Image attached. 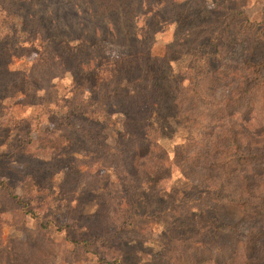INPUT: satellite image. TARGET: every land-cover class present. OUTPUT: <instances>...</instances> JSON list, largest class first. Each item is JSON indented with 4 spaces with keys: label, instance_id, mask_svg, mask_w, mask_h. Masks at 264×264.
<instances>
[{
    "label": "trees",
    "instance_id": "trees-1",
    "mask_svg": "<svg viewBox=\"0 0 264 264\" xmlns=\"http://www.w3.org/2000/svg\"><path fill=\"white\" fill-rule=\"evenodd\" d=\"M118 1L117 12L98 17L97 1L83 9L76 0H0V99L21 78L38 98L48 96L53 81L69 79L70 96L52 102L46 116L53 124L45 130L66 144L47 147L43 155L81 172L80 158L91 160L90 177L99 167L111 177L79 189L78 195L96 196L89 216L61 218L51 203L15 193L8 180L25 163L6 168L10 143H3L0 123V200L21 222L33 219L40 233L56 234L104 264H137L130 255L150 242L151 225L153 232L161 227L169 249H160L148 264H173L186 255L191 264L207 257L213 264H264V142L255 133L246 139L240 123L251 91L264 93V17H251L243 4L249 0ZM171 25L166 45L172 46L152 59L155 32ZM101 38L118 41L123 57L106 60ZM222 47L229 50L222 54ZM27 54L32 61L25 74L15 60ZM183 57L187 64L175 70ZM151 63L167 76L151 75ZM199 101L215 117L202 132L198 116H190ZM173 119L186 133L170 156L159 140L164 123ZM12 142L15 152L25 151L21 137ZM183 152L187 159L193 154L191 165L184 164ZM38 154L33 160L42 159ZM175 173L200 190L193 201L177 191L173 205L165 206L160 186ZM246 224L251 228L242 232ZM15 241L5 242L0 264L20 258L10 249ZM173 244L182 248L174 251Z\"/></svg>",
    "mask_w": 264,
    "mask_h": 264
},
{
    "label": "rangeland",
    "instance_id": "rangeland-1",
    "mask_svg": "<svg viewBox=\"0 0 264 264\" xmlns=\"http://www.w3.org/2000/svg\"><path fill=\"white\" fill-rule=\"evenodd\" d=\"M70 1L72 2L74 0ZM76 1L83 9L88 7L86 6V3L97 1L98 4L94 7V11L98 17L104 16L105 13L103 12L105 10H118L119 3L118 0H115L114 2L112 0V4L110 0ZM243 4L246 5V10L251 17H264V0H249L243 2ZM159 28L155 32L156 39L151 49L152 59L162 56L164 52L167 51V46L170 44L172 46V43L168 45H166V43L170 41L172 37V29L174 26L171 25L170 28L162 32H159ZM160 37L162 38L160 39ZM91 40L94 43H97L95 39ZM100 41L103 49V56L106 57V60H118L123 57V48L119 45L118 41L115 42L111 38H101ZM70 43L74 44L75 42L70 41ZM227 50L229 49L222 47L221 53L224 54ZM214 59H217L216 53H214ZM31 61L30 54H27L23 59H16L15 66L19 68L21 72L26 74L30 68ZM187 61L188 57L181 58L176 62L175 70L184 67L187 64ZM166 62V59H163V65H166ZM214 66V64L211 65L210 70L213 69ZM158 67L155 63H151L149 73L155 75L158 79L167 76L165 71ZM21 80L22 83L16 85V89L11 88L7 91V98H4L3 100L0 99V111L5 110L9 112L5 116H0V123L4 127L1 139L3 140V143H10L6 148V153H9L10 161L8 160L7 163H5V166L7 165V169L12 167L16 170L17 166L22 162L25 163L22 172L12 174V179L8 181L15 187V193L25 195L30 199L51 203V207L54 208L52 212L55 215L59 213L62 217L59 216L63 218L67 215L69 216L73 214V217L83 216L82 220H84V218L89 216L95 209L94 203L96 201V196L93 197L92 193L85 191L83 194L78 195L79 189L88 188V183L90 181L92 183H98L100 181L105 182L110 170H106L104 167H99L97 171L93 173L92 177H90L86 171L91 165V160L80 158L82 164L79 167L83 169V172H81L77 167L71 168V166L63 165L64 162L62 161H47L48 157L43 155V153H48L50 151L47 147H52L54 145L62 147L66 144V141L61 142V140H55L54 137L51 136L52 131L45 130L52 127L53 124L50 121L51 119L49 121L47 120L46 116L47 113H50V109L53 108L51 106L52 102H57L66 96H70L69 91L72 87L70 86V80L64 78L59 82L58 80L53 81L54 86L50 89L51 91L48 92V96H43L42 94L45 92H42V96L39 98L36 96L34 97L30 93L27 85L28 80L26 78H21ZM217 86H219V84ZM205 89L207 88L205 87ZM261 91H251L249 105L252 104L242 110L243 120L240 123L246 128L244 129L246 139L248 136L252 139L253 133H255L258 136V140L264 142V98L262 97L264 93H261ZM205 93L207 92L205 91L204 94ZM35 105L36 108L34 107ZM197 105L198 107L192 110L190 116H198V119L196 120L198 130L202 132L204 131L205 126H213L215 117L211 115V109L208 108L207 105H202L200 101ZM171 122L164 123L162 138L159 140V143L170 156H173L175 146L183 143L186 132L181 121L173 119ZM44 127L45 129H43V131L45 132H42L41 129ZM14 135L21 137V147L24 148L25 151L18 152L19 149L16 152L14 151L15 145L13 143L14 141L12 142ZM12 143L13 146L11 147ZM74 147L76 148L78 146L74 145ZM190 148L192 153L196 152L194 147L191 146ZM262 148H264V144L262 145ZM35 153H39L40 155L38 154V156L43 160H33L32 156ZM185 157L186 154L183 152L182 159H185L184 164L191 165L194 160L193 154H191L188 159ZM32 162L39 163L40 169L33 168ZM85 165H87L86 168ZM110 178L111 177H109L108 180ZM199 190L200 189L193 188L191 182L184 180L175 173L172 180L170 179V181L161 184L158 199L159 202L164 203L165 206H171L173 205L174 195L177 191H182L186 199L193 201L196 200V195ZM0 203V242L2 241L0 244V256L2 257V255L6 253V249L3 247L5 242H7V240L14 241L15 239L17 241L11 244L12 247L10 249L14 248L15 253L20 257H14L12 260L3 264H104L98 262L96 257L92 255L89 256L87 253L78 251L77 249L60 242L56 234L47 236L40 233L35 227L33 219L27 218L25 222H21V217L12 213L11 208L8 207L5 202L0 200ZM250 228L251 227L247 224L246 226L240 227L242 232H246L247 229ZM150 229L151 233H148L150 242L143 245L140 252L138 251L137 253L130 255L131 263L148 264L152 255H157L156 253H158L160 249L164 248L166 251L169 249L162 244L161 237L163 238V235L160 233L161 227H158V229L153 232L154 226L151 225ZM128 236L132 237L135 236V234L131 232ZM22 240H26V244H24ZM57 241H59V243ZM171 248H173L174 251H177L182 247L173 244L170 249ZM173 264H191V257H188L187 255L181 256L178 261ZM202 264L213 263L210 258L207 257L206 261Z\"/></svg>",
    "mask_w": 264,
    "mask_h": 264
}]
</instances>
